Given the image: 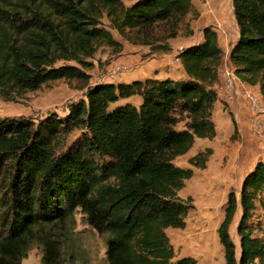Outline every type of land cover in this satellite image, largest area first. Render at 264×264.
<instances>
[{
  "label": "trees",
  "instance_id": "16d2710c",
  "mask_svg": "<svg viewBox=\"0 0 264 264\" xmlns=\"http://www.w3.org/2000/svg\"><path fill=\"white\" fill-rule=\"evenodd\" d=\"M192 6V0H0V97L13 100L59 78L80 80L84 88L64 117L46 126L0 117V264H21L32 241L43 245L42 260L51 264L55 240L43 226L73 220L77 209L108 234V264L194 262L191 256L174 259L166 228L184 227L192 206L190 195L178 194L192 168L174 159L196 137L216 133L212 111L223 57L217 32L203 27L202 40L177 53L183 79L91 83L87 72L100 46L121 48L103 17L125 37L156 22L180 21ZM232 10L239 35L230 63L264 100V0H232ZM132 95L141 97L138 105H113ZM59 128L82 134L58 150ZM212 151H197L188 162L202 169ZM257 203L264 212V159L245 175L238 196L227 193L216 229L225 264H264V235H253L258 226L251 221ZM239 210L237 256L229 227Z\"/></svg>",
  "mask_w": 264,
  "mask_h": 264
},
{
  "label": "rangeland",
  "instance_id": "374dc122",
  "mask_svg": "<svg viewBox=\"0 0 264 264\" xmlns=\"http://www.w3.org/2000/svg\"><path fill=\"white\" fill-rule=\"evenodd\" d=\"M122 1L128 4L132 0ZM195 1L198 6L197 3H207L210 0ZM196 5L193 4L191 11L185 14L180 21L168 19L156 22L150 28L129 30L125 37L111 28L109 21L103 17V24L120 42L121 48L115 52L109 46L98 48L93 57L89 59L94 63V66L87 70L90 74L89 81H95L107 74L118 56L137 52L139 54L138 60L144 61L154 54H159L160 50L171 47L185 48V45L196 41L202 27V20ZM123 50L124 52H121ZM229 62L230 60L224 61L222 65ZM67 63L74 64L73 61ZM83 93V82L80 80L66 78L49 80L35 90L17 94L13 100H4L0 97V117L23 116L32 119L35 124L46 126L55 121V117H64L67 104L80 99ZM127 101L137 104L140 99L138 96L131 97L129 100L121 98L113 105L124 104ZM216 118L218 117L216 116ZM58 132L60 133L57 139L59 141L58 150H63L82 134L79 129H73L64 134L59 128ZM251 135L250 138L253 141L264 139V135L259 138L252 130ZM217 143L221 144L219 145L222 148L221 151L227 146V148H232V153H238L241 149L237 131L229 140L221 142L217 140ZM246 143L248 144L249 141L247 140ZM206 147L199 145L197 150H190L174 159L177 165L192 168V176L184 181L183 187L178 191L179 196L183 199L189 195L192 197V206L185 215L184 227H167L166 234L173 245L175 260L184 256H191L194 259L192 264H225L223 248L219 242L216 229L223 218L228 191L233 189L238 196L241 188V186L229 187L228 179L230 180L233 175L227 171L231 168H238L245 162H250L253 159V154L239 158L236 154L231 156L225 152L221 159L218 154L213 155L211 153L204 168L200 169L191 165L188 159L192 153L204 150ZM239 215L240 210L229 227V234L234 242L237 256L239 237L236 233V224ZM251 221L258 226L254 228L253 235L263 236L264 212L258 203ZM43 228V233L55 240L56 258L51 264H108L105 253L108 234L99 233L91 227L85 221L80 210L77 209L74 212L73 220L66 223L54 222L43 226ZM43 252V245L37 241H32L26 256L21 259V264H44Z\"/></svg>",
  "mask_w": 264,
  "mask_h": 264
},
{
  "label": "crops",
  "instance_id": "0c3cea01",
  "mask_svg": "<svg viewBox=\"0 0 264 264\" xmlns=\"http://www.w3.org/2000/svg\"><path fill=\"white\" fill-rule=\"evenodd\" d=\"M192 4L196 5V1L192 0ZM197 4L198 6L196 5V8L200 13L202 27L199 31L197 40L185 46L202 40L203 27L211 26L217 32L219 46L223 49V58L220 63L222 65L224 61H229V51L236 42L239 35L238 26L232 10V0H210L207 3ZM182 49V47L179 49L171 47L170 49L160 50L159 54H154L149 59L144 61L138 60L139 54L137 52L118 56L116 61L125 63L127 65V70L116 82H130L132 80H142L145 78L183 79L186 77V73L180 59L177 57V53ZM121 52H124V50ZM221 65H219V68ZM218 76V80H220V74ZM98 81L99 79L92 81L91 83ZM218 84L219 81L215 85L216 89ZM253 87L255 90L259 91L258 86L253 85ZM135 96L139 97L140 103L141 97L139 95H132L124 99L129 100L131 97ZM127 102L134 104L131 101ZM139 103L134 105H138ZM216 116L218 118H216ZM251 117L252 112L245 99L241 87H237L235 98L231 102H225L217 94V100L214 102L212 111V119L214 121L216 130L215 136L212 138L196 137L193 145L188 150H197L199 145H204V147L209 146L213 150L212 154H218V157L221 159L223 158V154H225V152L231 156L232 154H236L239 156V158H243L244 155L253 154V159L250 162H245L238 168H231L229 171H227L233 175L230 180L228 179L229 187H240L245 174L252 169L254 163L258 159H264V139L261 141H253L252 138H250L252 130L250 124ZM235 131H237V135H239L241 147L240 151L238 153H232V148H227L228 146L225 147L223 151H221L222 148L219 146L221 144H218L217 140L218 142L229 140L230 137L235 134ZM247 140L249 141L248 144L246 143ZM194 153H192V155Z\"/></svg>",
  "mask_w": 264,
  "mask_h": 264
},
{
  "label": "built area",
  "instance_id": "2783aa9c",
  "mask_svg": "<svg viewBox=\"0 0 264 264\" xmlns=\"http://www.w3.org/2000/svg\"><path fill=\"white\" fill-rule=\"evenodd\" d=\"M127 70V65L123 62L113 63L110 70L98 82L108 83L116 82ZM218 73L220 80L217 87V94L225 101L231 102L236 95L237 87H241L245 99L253 113L251 128L253 133L261 138L264 135V100L259 91L255 90L253 85L243 82L236 74L233 65L225 63L221 65Z\"/></svg>",
  "mask_w": 264,
  "mask_h": 264
}]
</instances>
